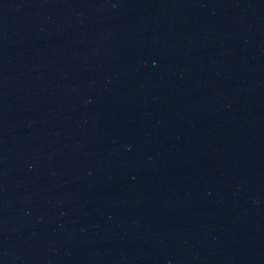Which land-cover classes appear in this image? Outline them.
Here are the masks:
<instances>
[{
	"label": "water",
	"instance_id": "95a60500",
	"mask_svg": "<svg viewBox=\"0 0 264 264\" xmlns=\"http://www.w3.org/2000/svg\"><path fill=\"white\" fill-rule=\"evenodd\" d=\"M0 264H264V0H0Z\"/></svg>",
	"mask_w": 264,
	"mask_h": 264
}]
</instances>
